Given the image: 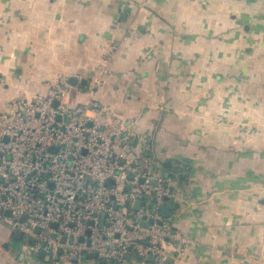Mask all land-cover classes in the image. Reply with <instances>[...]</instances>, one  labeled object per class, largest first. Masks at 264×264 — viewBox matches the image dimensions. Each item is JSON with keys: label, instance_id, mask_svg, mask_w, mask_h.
Wrapping results in <instances>:
<instances>
[{"label": "crops", "instance_id": "0c3cea01", "mask_svg": "<svg viewBox=\"0 0 264 264\" xmlns=\"http://www.w3.org/2000/svg\"><path fill=\"white\" fill-rule=\"evenodd\" d=\"M61 74L70 103L103 81L97 101L134 119L130 152L174 191L163 218L190 242L164 264L264 261V0H0V112ZM17 233L0 220V264H114L30 255Z\"/></svg>", "mask_w": 264, "mask_h": 264}, {"label": "built area", "instance_id": "2783aa9c", "mask_svg": "<svg viewBox=\"0 0 264 264\" xmlns=\"http://www.w3.org/2000/svg\"><path fill=\"white\" fill-rule=\"evenodd\" d=\"M102 83L94 81L89 100L70 103L61 74L45 94L20 95L0 112V220L22 235L30 255L61 249L114 264L126 255L164 264L166 242L178 251L190 242L160 213L175 193L142 151L130 152L135 121L99 104Z\"/></svg>", "mask_w": 264, "mask_h": 264}, {"label": "water", "instance_id": "95a60500", "mask_svg": "<svg viewBox=\"0 0 264 264\" xmlns=\"http://www.w3.org/2000/svg\"><path fill=\"white\" fill-rule=\"evenodd\" d=\"M71 84H72V85H75L76 82L74 81V82L71 83ZM107 185H108V186L111 185V180H108V181H107ZM138 206H139V202H136L135 205H134V207H135V208H138ZM160 212H161V215H162L163 217H168V214H169V208H168V207H162ZM4 214H5L6 216H10V212H9V211H6ZM103 218H104V215L101 216V223H100L101 226H102V223H103ZM52 226L55 227V225H52ZM143 226H144V224H143ZM35 231L38 232L39 229L36 228ZM17 234H18L19 237L21 236V234H20L19 232H18ZM80 241H82V239H80ZM29 242L32 243L31 241H29ZM59 251H61V249H59ZM39 256L41 257L42 254H39ZM55 257H56V256H55ZM94 257H97V256L94 255ZM126 259H129V255H126ZM100 261H101V262H105L104 259H100Z\"/></svg>", "mask_w": 264, "mask_h": 264}, {"label": "trees", "instance_id": "16d2710c", "mask_svg": "<svg viewBox=\"0 0 264 264\" xmlns=\"http://www.w3.org/2000/svg\"><path fill=\"white\" fill-rule=\"evenodd\" d=\"M78 87H79V86H78ZM86 257L89 258L90 256L88 257V255H86Z\"/></svg>", "mask_w": 264, "mask_h": 264}]
</instances>
